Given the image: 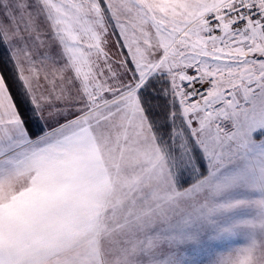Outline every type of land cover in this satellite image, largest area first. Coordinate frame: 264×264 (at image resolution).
I'll return each mask as SVG.
<instances>
[{
  "label": "snow or ice",
  "instance_id": "obj_1",
  "mask_svg": "<svg viewBox=\"0 0 264 264\" xmlns=\"http://www.w3.org/2000/svg\"><path fill=\"white\" fill-rule=\"evenodd\" d=\"M0 264H264V0H0Z\"/></svg>",
  "mask_w": 264,
  "mask_h": 264
}]
</instances>
